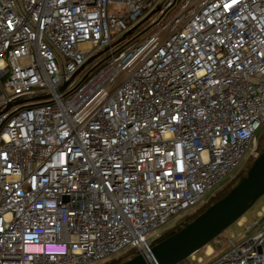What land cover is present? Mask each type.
Listing matches in <instances>:
<instances>
[{"label": "built area", "instance_id": "obj_1", "mask_svg": "<svg viewBox=\"0 0 264 264\" xmlns=\"http://www.w3.org/2000/svg\"><path fill=\"white\" fill-rule=\"evenodd\" d=\"M262 128L264 0H0V264L149 255L260 154ZM258 215L189 260L264 264Z\"/></svg>", "mask_w": 264, "mask_h": 264}, {"label": "water", "instance_id": "obj_2", "mask_svg": "<svg viewBox=\"0 0 264 264\" xmlns=\"http://www.w3.org/2000/svg\"><path fill=\"white\" fill-rule=\"evenodd\" d=\"M152 15L153 13L124 34L112 47L132 36ZM109 49L110 47H107L91 57L79 73ZM67 85L68 83L64 88ZM20 103L22 102L18 104ZM262 196H264V143L263 151L253 160L246 175L225 197L209 206L193 221L185 223L178 232L157 243L149 255L139 254L121 264H181L208 247L216 238L245 217Z\"/></svg>", "mask_w": 264, "mask_h": 264}, {"label": "rangeland", "instance_id": "obj_3", "mask_svg": "<svg viewBox=\"0 0 264 264\" xmlns=\"http://www.w3.org/2000/svg\"><path fill=\"white\" fill-rule=\"evenodd\" d=\"M118 9L116 8H112L110 10V12L112 13H118ZM152 20L148 21L143 27H141L137 34L145 31L150 25H151ZM136 34V35H137ZM135 35V36H136ZM106 58V55H102L101 57L97 58L96 60H94L91 64L88 65L87 69L79 76V78H82L86 71L90 70L91 68L95 67L98 63H100L102 60H104ZM259 136H262V140L260 143V147L264 142V129L262 128L259 133ZM260 149V148H259ZM259 151V150H258ZM264 208V196H262L257 203L253 206V208L247 212V214L245 215V217L247 218V223L244 224V226H238L237 223H235L232 227H230L227 231H225L223 234H221L218 238H216L210 245L213 247L214 251H215V255L212 258H208V256L205 253L206 249H202L199 253L198 256L202 257L206 263H210L213 260H215L217 257H219L222 253H224L225 251L228 250V242L229 239L231 237L232 234H234L235 236H239L240 234H244L246 231H248V228L252 225H254L256 222L260 221L262 222L263 219H261L258 215L259 212H261ZM174 220L170 221L165 228L162 229V231L169 229L171 226H173L174 224ZM259 222V223H260ZM256 232V230H253L251 232H248L245 234V236H251ZM134 254V251H131L128 253L127 250L123 251L121 254H119L116 257L111 258L108 262H111L113 260H117L118 258H120L121 256H123V258L126 260L129 259V256H132ZM103 264V263H102ZM106 264V263H105ZM181 264H197V263H193L191 262L189 259L186 260L185 262L181 263Z\"/></svg>", "mask_w": 264, "mask_h": 264}, {"label": "trees", "instance_id": "obj_4", "mask_svg": "<svg viewBox=\"0 0 264 264\" xmlns=\"http://www.w3.org/2000/svg\"><path fill=\"white\" fill-rule=\"evenodd\" d=\"M120 47V46H119ZM264 143V142H263ZM263 151V144L261 145L260 149H259V153H261ZM253 163V159L250 160L245 167L242 169V171L230 182L228 183L225 187H223L219 192H217V194L205 205L203 206L201 209H199L198 211H196L195 213H193L191 216H189L184 222H182L181 224H179L178 226H176L175 228H172L170 230H167L166 232H164V234L155 242V245L167 238H169L170 236H172L173 234H175L176 232H178L185 223L193 221L195 218H197L200 214H202L204 211L207 210V208L209 206H211L212 204H214L215 202H217L218 200L222 199L223 197H225L232 189L233 187L239 182V180L246 175L248 169L251 167ZM134 255V254H133ZM129 256L130 257H133ZM128 260V259H127ZM124 261H126V258L124 259L123 257L117 259V260H113L111 262H108L106 264H121Z\"/></svg>", "mask_w": 264, "mask_h": 264}, {"label": "bare ground", "instance_id": "obj_5", "mask_svg": "<svg viewBox=\"0 0 264 264\" xmlns=\"http://www.w3.org/2000/svg\"><path fill=\"white\" fill-rule=\"evenodd\" d=\"M209 252H212L211 249H209Z\"/></svg>", "mask_w": 264, "mask_h": 264}]
</instances>
